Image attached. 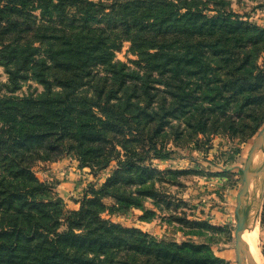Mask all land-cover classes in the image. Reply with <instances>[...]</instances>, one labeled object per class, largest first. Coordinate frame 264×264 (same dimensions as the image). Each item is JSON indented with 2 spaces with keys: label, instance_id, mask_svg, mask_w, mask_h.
<instances>
[{
  "label": "trees",
  "instance_id": "obj_1",
  "mask_svg": "<svg viewBox=\"0 0 264 264\" xmlns=\"http://www.w3.org/2000/svg\"><path fill=\"white\" fill-rule=\"evenodd\" d=\"M123 42L133 66L114 60ZM263 51L264 28L229 0H0V264H223L206 244L158 241L100 215L171 205L155 183L183 171L149 161L169 153V128L176 141L255 133ZM28 80L43 89L16 94ZM70 153L92 172L115 167L65 212L39 199L48 189L32 166Z\"/></svg>",
  "mask_w": 264,
  "mask_h": 264
},
{
  "label": "rangeland",
  "instance_id": "obj_2",
  "mask_svg": "<svg viewBox=\"0 0 264 264\" xmlns=\"http://www.w3.org/2000/svg\"><path fill=\"white\" fill-rule=\"evenodd\" d=\"M229 7L243 19L264 28V0H229ZM128 49L129 42H123L121 48L115 51L114 60L133 66L130 60L136 57ZM263 61L264 51L259 63ZM6 80L7 74L0 65L2 93L4 88L1 85ZM42 89L40 84L28 80L16 94L40 92ZM172 120L173 124H178ZM263 124L264 121L251 136L231 138L217 133L189 138L186 132L177 141L173 131L167 128L169 138L164 149L169 153L164 158L151 157L149 161L159 170L183 171L164 175L155 183V187L170 198L168 200H171V205L166 206L165 202H160L158 206L154 201L146 200L139 207L132 206L125 211L110 212L106 209L100 216L124 227L138 228L158 241L206 244L213 255L224 260L223 264H237L234 247L236 198L248 153ZM260 165L258 173L252 170L249 186L254 194L247 193L250 207L249 203H245V206L252 213L255 248L260 264H264V160ZM114 167L115 161H111L106 168L92 172L88 167H80L76 156L70 153L56 159L37 161L32 170L48 189L39 199L59 200L66 212L77 210L90 185L99 187ZM102 202L110 206L114 199L105 196ZM145 210L151 213L146 214ZM184 220L193 221L191 223L194 224L185 223ZM200 222H206L213 228L205 227ZM64 229V226H60L59 231Z\"/></svg>",
  "mask_w": 264,
  "mask_h": 264
},
{
  "label": "water",
  "instance_id": "obj_3",
  "mask_svg": "<svg viewBox=\"0 0 264 264\" xmlns=\"http://www.w3.org/2000/svg\"><path fill=\"white\" fill-rule=\"evenodd\" d=\"M263 138H264V124L261 127V129L258 131L256 136L254 137L253 143L248 153V158L242 170L241 187L237 193L236 206H235V211H234V216H235L234 247H235L237 264H246L243 259L244 254H243V248H242V232H243L244 225H243V218L241 217V210L243 207L244 200L247 196L250 179L253 174V171L250 170L252 159L257 149L259 148L261 140ZM257 172H259V170L255 171L254 173H257Z\"/></svg>",
  "mask_w": 264,
  "mask_h": 264
},
{
  "label": "bare ground",
  "instance_id": "obj_4",
  "mask_svg": "<svg viewBox=\"0 0 264 264\" xmlns=\"http://www.w3.org/2000/svg\"><path fill=\"white\" fill-rule=\"evenodd\" d=\"M262 148V149H261ZM264 160V138L261 140L260 146L257 149L255 155L252 159V164L250 166V170H259L261 161ZM258 173V172H257ZM257 176V175H256ZM260 176V175H259ZM256 191V189H255ZM249 194H254V192L251 189V186L248 187ZM253 196V195H252ZM255 197V195H254ZM245 203H249V200L246 198L243 203V207L241 210V217L243 218V232H242V248H243V254H244V261L246 264H260L259 258L257 256L255 243H254V231L255 228H253V218L252 213L246 210ZM250 207V203H249ZM259 209V207H258ZM248 240V251H247V241ZM260 256V255H259Z\"/></svg>",
  "mask_w": 264,
  "mask_h": 264
},
{
  "label": "crops",
  "instance_id": "obj_5",
  "mask_svg": "<svg viewBox=\"0 0 264 264\" xmlns=\"http://www.w3.org/2000/svg\"><path fill=\"white\" fill-rule=\"evenodd\" d=\"M70 173H72V172H70ZM71 181V180H70Z\"/></svg>",
  "mask_w": 264,
  "mask_h": 264
}]
</instances>
